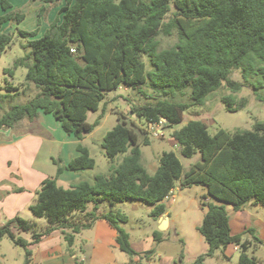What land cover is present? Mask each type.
<instances>
[{
    "label": "trees",
    "instance_id": "trees-1",
    "mask_svg": "<svg viewBox=\"0 0 264 264\" xmlns=\"http://www.w3.org/2000/svg\"><path fill=\"white\" fill-rule=\"evenodd\" d=\"M35 1V0H34ZM46 3L54 0H43ZM58 16L45 32L19 30L31 38L25 47L29 52L15 60L5 72L27 69L26 81L40 92L25 104L12 106L0 117V130L13 128L23 119L35 120L40 112L50 113L63 129L82 140L94 131L100 117L91 123L88 113L97 111L108 91L121 86L141 88L149 84L166 97L191 87V101L169 98L155 103L134 105L131 114L149 124L166 122L167 126L183 121V113L193 105L204 104L207 96L224 82L236 92L243 84L230 78L234 69H242L244 77L253 74L264 80V0H62ZM10 0H0V27L10 21L21 22L25 15L11 11ZM4 11V13L1 12ZM46 10L42 5L39 15ZM172 16L167 18L168 14ZM177 32L178 42L160 49L156 38ZM13 35L0 32V52ZM72 49H75L73 51ZM146 55L154 69L147 72L142 56ZM257 96L261 80L252 82ZM9 90L19 87L11 83ZM9 95H0V100ZM228 110L236 104L232 94L223 96ZM118 123L102 141L111 160L108 175L97 174L93 181L82 180L64 188L57 178L64 170H87L96 166L88 147L80 143L78 156L65 165L58 164V174L47 177L30 206L37 217H44L48 226L37 231L36 221L19 215L0 224V240L8 236L15 245L25 248V264L33 255L32 246L54 230H60L69 244L75 233L93 226L98 218L107 220L117 231L119 248L130 256L140 253L132 246L129 233L120 225L128 220L121 211L109 210L99 215L102 201L137 199L153 204L151 214L159 218L166 212L164 199L177 183L181 187L202 184L209 196L229 203L235 209L248 202L264 205V122L257 121L252 130L234 132L219 128L214 134L202 120H189L172 132L184 157L200 153V159L186 169L176 152L165 150L159 167L152 174L143 165L138 125H130L121 115ZM149 143L147 135L144 144ZM123 155L121 160L116 158ZM94 202V209L88 204ZM207 211L198 230L208 243V250L191 264H205L206 256L214 255L222 246L242 247L238 264H257L248 254L250 241L232 234L230 215L225 204L206 201ZM31 231L32 241L19 233ZM254 233V229H251ZM154 239L162 240V232L154 231ZM259 241V238L255 236ZM264 244V242H263ZM151 258L154 249L144 252ZM184 258V253L181 259ZM128 264H138L131 259ZM185 264V263H182Z\"/></svg>",
    "mask_w": 264,
    "mask_h": 264
},
{
    "label": "rangeland",
    "instance_id": "rangeland-1",
    "mask_svg": "<svg viewBox=\"0 0 264 264\" xmlns=\"http://www.w3.org/2000/svg\"><path fill=\"white\" fill-rule=\"evenodd\" d=\"M10 1L12 3L10 10L23 13L25 18L21 22L10 21L5 23L1 31L10 33L13 37L10 45L3 52H0V95H9L7 98H1L0 100V117L12 106L27 103L40 92V89L35 84L26 81L27 69L25 67L21 66L15 69L13 76L5 72V68H12L17 58L25 56L29 52V48L25 47V45L33 37H25L19 33V30H36L39 31L36 36H40L58 16L59 10L64 4L62 0H54L49 3L43 0ZM42 5H45L46 10L40 16L39 12ZM171 16L172 13H169L167 18ZM38 18L40 21L39 26L37 25ZM156 38L160 42V49L172 47L179 40L175 30L170 35L160 33ZM142 60L146 64L147 72L154 69L146 55L142 56ZM230 78L243 84L240 90L234 92L224 82L217 90L207 96L204 104L193 105L186 109L181 123L167 126L164 121V132L159 137L153 135L151 125L145 119L137 118L135 114H131V107L155 103L164 98L190 102L191 87L182 91H175V93L167 97L161 92L154 90L149 84H145L141 88L121 86L115 90L108 91L105 98L101 101L99 109L88 113V121L93 123L100 117L99 124L93 132L86 134L80 141V143L89 148L91 155L96 160V166L92 169L78 171V180L93 181L97 174L108 175L112 162L106 155L102 141L105 134L118 123V118L121 115L130 125L136 124L147 132L146 134L140 132L141 161L152 174L154 171L150 167L149 162L154 161L165 150L176 152L185 168L200 159L199 152H196L190 158L184 157L172 137V132L181 128L189 120L196 119L206 122L210 134H214L219 128H224L231 132L252 130L257 121L264 122V100L257 96L256 90L252 85V82L261 80L263 86L258 92L264 95V80L253 74L244 77L242 69H234L230 74ZM9 83L18 86L19 89L9 90L7 88ZM227 94L233 95L236 104H239L242 99H245V104L239 106L235 111L228 110L227 103L223 100V96ZM43 116L42 125L45 127L47 124L51 125L56 131H51L50 133L60 138L57 130L63 131L61 122L53 114H44ZM145 135L149 138L148 144H144ZM122 156L119 155L116 158V162L120 161ZM175 189V195L166 197L167 201H169L166 210L170 226L163 229H161L162 222H159L151 214L154 207L153 204L137 199L119 202L105 200L100 203L99 206L105 211H121L127 216L128 220L120 223V225L129 233L132 246L140 253L132 257L116 246L111 264H128L131 259H134L138 264H191L200 255L205 254L209 247L198 230V226L207 211L206 201L225 204L233 224L238 223L241 217L243 210L233 213L234 206L232 204L223 203L212 198L209 196L206 186L202 184L181 187L177 183ZM244 211L245 214L242 219L243 221L245 220V224L254 227V229L256 228L259 233L254 235L253 233L251 234L249 229H245L239 234L242 235V241L250 240L252 242L247 251L248 254L258 259L257 264H264V235L261 234L264 231V205L259 204L258 207H254L247 203ZM155 230L162 232L161 241L154 239ZM37 231H43L41 225L37 224ZM21 233H23L21 236L24 238L33 239L31 231H23ZM255 236L259 238V241L255 239ZM150 249H154V254L151 258H146L144 252ZM241 252L242 247L238 244L222 246L215 251L214 255L206 256L205 264H238ZM182 253H184L183 259H181ZM80 256L86 262L89 259V256ZM25 259V248L23 246L15 245L8 236H4L0 240V264H25Z\"/></svg>",
    "mask_w": 264,
    "mask_h": 264
},
{
    "label": "crops",
    "instance_id": "crops-1",
    "mask_svg": "<svg viewBox=\"0 0 264 264\" xmlns=\"http://www.w3.org/2000/svg\"><path fill=\"white\" fill-rule=\"evenodd\" d=\"M1 12L4 13L2 10ZM37 21L39 26V18ZM3 27L4 24L0 27V32ZM44 114L50 113L40 112L39 116L33 121L25 119L13 128L0 130V224H4L19 215L25 219L36 221L45 230L48 226L47 219L36 217L30 206L37 199V191L40 189L42 181L47 177L57 176L58 164L56 160H59V165L62 166L79 154L77 147L81 140L68 134L64 129L63 131L57 130L60 136V138H57L55 134L50 133L56 131L51 125L47 124L46 127L42 125ZM55 127L57 128V125ZM159 158L160 156L149 162L154 172L159 167ZM78 171L80 170H64L57 178L58 184L64 188H69L71 185L78 183ZM171 195H175V191ZM167 198L163 201L166 208L169 202ZM246 204L239 209L234 208L233 213L243 210L236 224H233L231 215L228 212L231 231L234 235L245 229H249L251 234L253 233L251 229H254V227L247 226L245 220L242 219ZM248 204L254 207L259 206V204L253 202H248ZM94 206L95 203L90 202L88 210L94 209ZM106 212L100 206L97 209L99 215ZM237 215L239 216V214ZM157 219L159 222L166 219L168 222L167 227L170 226L167 210ZM254 233L258 234L259 231L255 228ZM19 234L22 235L23 233L20 232ZM261 234L264 235V231ZM74 236V241L71 244L68 243L58 229L43 236L38 243L32 246L33 255L29 264L112 263L114 250L116 246H119L116 241L117 231L107 220L98 218L92 227L83 229L75 233ZM251 245L252 242L250 241ZM87 252L88 254H86ZM80 255L89 256L87 262Z\"/></svg>",
    "mask_w": 264,
    "mask_h": 264
},
{
    "label": "built area",
    "instance_id": "built-area-1",
    "mask_svg": "<svg viewBox=\"0 0 264 264\" xmlns=\"http://www.w3.org/2000/svg\"><path fill=\"white\" fill-rule=\"evenodd\" d=\"M72 50L75 51V49H72ZM163 123L164 122H160V123H157V124H150L151 125V129H152L151 132L153 133L154 136L159 137V136L163 135V132H164ZM174 189H175V187L170 190L169 195L174 193Z\"/></svg>",
    "mask_w": 264,
    "mask_h": 264
},
{
    "label": "water",
    "instance_id": "water-1",
    "mask_svg": "<svg viewBox=\"0 0 264 264\" xmlns=\"http://www.w3.org/2000/svg\"><path fill=\"white\" fill-rule=\"evenodd\" d=\"M167 225H168V222H167V220L165 219V220H163V222L161 223V229H163V228H166L167 227Z\"/></svg>",
    "mask_w": 264,
    "mask_h": 264
}]
</instances>
